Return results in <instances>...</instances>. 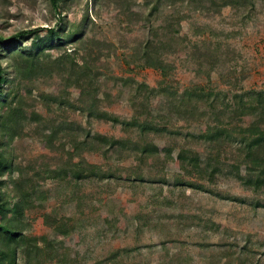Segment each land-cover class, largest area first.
Here are the masks:
<instances>
[{"label": "rangeland", "instance_id": "obj_1", "mask_svg": "<svg viewBox=\"0 0 264 264\" xmlns=\"http://www.w3.org/2000/svg\"><path fill=\"white\" fill-rule=\"evenodd\" d=\"M144 1L130 2L133 9L142 10ZM88 7L90 20L85 17ZM161 7L154 24H163L170 15L181 20V26H176L180 31L175 50L166 56L174 65L171 81L180 91L201 86L208 93L207 98L195 100L199 114L176 113L169 97L161 94V71L144 68L139 60L148 29L131 24L116 0H69L64 6L68 30L82 27L85 38L100 41L104 50L100 107L119 122L88 121L66 104L43 99L42 93L51 95L54 89L61 91L59 95L66 93L65 98L75 97L73 87L62 91L64 79L59 76L51 82H38L28 99L29 110L39 119L26 123L25 135L16 138L12 146L24 176L41 175L34 179L39 191H46L47 199L44 207L27 210L23 226L27 235L46 237L60 252L67 251L68 261L51 264H264V183L247 182L253 169L259 172L253 160H246L242 133L249 124L232 119L228 107L234 103V95L249 98L252 90L264 91V0H164ZM56 12L51 0H0V36L30 31L32 36L24 43L29 47L36 36L46 35L45 27L57 22ZM163 36L167 38L165 32ZM94 49L97 52V47ZM59 52L53 51L54 55ZM119 77L135 79L136 86L142 83L145 92L153 91V114L174 131L156 136L155 143L178 144L198 154L204 164L211 161L212 179L205 174L198 177L200 173L192 179L185 175L203 188L177 185L179 168L173 161L159 174L150 170L148 161L143 182L47 177L46 169L64 170L69 160V148L63 146L68 138L61 136L54 149L43 142L50 128L62 121L72 123L73 135L80 139L86 130L92 137L138 139L137 129L122 123L133 118L135 109L129 87L123 89L116 82ZM254 117L264 124V110L260 108ZM217 123H231L239 130L220 148L213 150L209 142L186 137L204 125ZM80 157L101 166L104 174L117 177L130 175L138 164L133 144L122 155L98 149L87 150ZM46 214L59 220L71 218L70 235L48 225ZM19 264H24L22 257Z\"/></svg>", "mask_w": 264, "mask_h": 264}, {"label": "trees", "instance_id": "obj_2", "mask_svg": "<svg viewBox=\"0 0 264 264\" xmlns=\"http://www.w3.org/2000/svg\"><path fill=\"white\" fill-rule=\"evenodd\" d=\"M68 1L51 0L57 11V22L50 27H45L43 30L46 35L43 38L36 36L29 47H26L24 43L31 38L30 31L23 30L10 37L0 36V264H19L21 257L24 264H51L55 260L68 261L67 251L60 252L55 242L46 237L27 235L23 226L27 210L44 207L43 201L47 199L46 191H39V185L34 179L41 175L36 173L35 177L24 176V172H21L23 169L16 162L12 146L16 138L25 135V124L39 119L34 110H29L31 106L28 101L35 93L38 82H51L59 76L64 79L61 83L64 88L62 91L68 92L73 87L75 97L65 98L66 93L59 95L61 91L54 89L51 95L42 93L43 99L59 101L60 105L66 104L74 111L80 112L88 121L112 119L119 122L117 118L112 117L100 107L103 101L100 97L103 85L100 82L103 75L100 73V63L104 50L100 47V41L85 38L82 27L68 30L64 8ZM99 1L101 0H95V3ZM130 1L116 0L123 6V12L130 17L128 20L131 24L137 23L148 29V37L139 49L140 64L144 68L152 67L161 71L164 79L160 87L161 94L169 97L176 113L187 115L197 112L199 114L194 103L199 98L208 97L206 89L195 86L180 91L171 81L174 65L166 58L177 45L176 42L179 39L177 32L180 30L176 26H181V20L177 18V15H170L166 17L163 24L156 25L154 16L161 12V4L164 0H145L142 10L133 9ZM85 17L86 20H90L89 7ZM163 32L166 33L167 38H164ZM70 44L72 48L69 47ZM95 47L98 49L97 52ZM55 49L60 50L57 55L53 53ZM116 82L123 89L129 87L131 91L130 102L134 106L135 113L130 121L123 120L122 123L126 127L136 128L138 139H114L102 135L92 137L89 130H86L85 137L80 139L73 135L74 125L62 121L50 128L44 135L43 142L54 149L61 136L63 140L68 138L69 142L63 146L65 150L69 148L67 151L69 160L64 170L46 169L47 177L52 180L70 177L77 182L93 177L143 182L145 164L150 162V170L158 173L163 172L168 163L173 161L179 168L176 176L177 185L203 188L191 179L198 173H200L198 177L202 178L201 174H205L207 177L204 175L203 177L212 179L214 170L210 169L211 161L204 164L198 154L178 144L160 146L155 143L156 136L166 134L167 131L173 134L174 131L163 123L161 116L153 114L150 107L153 91L145 92L141 88L142 83L136 86L137 82L132 78L119 77L116 78ZM106 94L109 96L108 93ZM141 94H143L142 97H140ZM233 100L234 103L228 106L232 113L231 118L240 119L249 124L246 125L248 129H245L247 132L242 133L248 151L246 160L249 162L250 158L259 168L257 172L252 167L253 179L250 177L247 182L256 181L259 185L264 183V124L256 122L254 116L260 108L264 110V91L252 90L249 98L234 95ZM229 124H207L200 131H194L186 137L209 142L211 148L215 150L237 136L239 131L237 126ZM248 132L249 135H247ZM132 144L137 150L138 164L127 176L118 174L119 177H117L115 173L106 175L101 166L88 163L86 159L80 157L87 150L98 149L105 152L114 150L122 155ZM176 150H179L177 154H175ZM76 157L80 159L75 161ZM17 172L18 178L14 176ZM105 218L108 220V215ZM70 221L71 218L59 220L51 214L45 215V222L66 237L73 230Z\"/></svg>", "mask_w": 264, "mask_h": 264}]
</instances>
